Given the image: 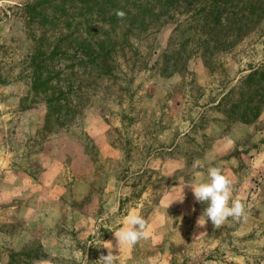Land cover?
Masks as SVG:
<instances>
[{
  "label": "rangeland",
  "instance_id": "rangeland-1",
  "mask_svg": "<svg viewBox=\"0 0 264 264\" xmlns=\"http://www.w3.org/2000/svg\"><path fill=\"white\" fill-rule=\"evenodd\" d=\"M33 1L0 0V264H100L104 241L115 264H264V0H144L130 28L104 0L60 41ZM210 167L246 219L197 226L187 185L169 205ZM133 211L148 236L118 247Z\"/></svg>",
  "mask_w": 264,
  "mask_h": 264
},
{
  "label": "clouds",
  "instance_id": "clouds-1",
  "mask_svg": "<svg viewBox=\"0 0 264 264\" xmlns=\"http://www.w3.org/2000/svg\"><path fill=\"white\" fill-rule=\"evenodd\" d=\"M115 14L121 19L126 15L123 10L119 9L116 10ZM200 166H202L201 161H194V168ZM185 185L190 187L197 202L207 204L203 214L197 220V226H204L210 220L214 227L218 228L229 217L236 220L247 218L243 200L240 197L233 198L232 181L221 168L210 167L206 180L198 179L194 183H185L181 188V196L172 199L169 205L176 200L183 201ZM193 211H195V208H193ZM146 228V220L139 213L130 212L123 220L119 230L114 232V236L118 240V247L120 244L135 245L139 240L147 238ZM101 245L108 249V254L101 255L98 260L100 264H115L116 255L112 252L113 245L111 241H104ZM87 260L86 258L84 264H87Z\"/></svg>",
  "mask_w": 264,
  "mask_h": 264
},
{
  "label": "trees",
  "instance_id": "trees-1",
  "mask_svg": "<svg viewBox=\"0 0 264 264\" xmlns=\"http://www.w3.org/2000/svg\"><path fill=\"white\" fill-rule=\"evenodd\" d=\"M112 7H115V12L120 7L128 9L125 12L124 18H118L114 13L108 19L109 22L113 24H125L127 26L132 27L134 22L138 18H140L141 14L143 13L142 6L146 5L144 0H107ZM137 1H139L137 3ZM104 0H34L33 2H28L25 4V8L29 12V17L31 21H37V23L41 26H50L53 29H62L66 32H61L60 36L58 37L57 41L63 39V37L69 38V31L72 28L74 21L77 20L76 18L87 16L88 14L93 16V11L99 5H103ZM97 5V6H96ZM135 7L131 9L129 7ZM80 23L85 25L87 22L81 21ZM143 21L144 18L142 19ZM88 21V20H86ZM43 38H48L43 36ZM42 37L40 39H43ZM61 49L60 44H56L50 55L46 56L45 52L39 51L35 54V68H36V75L34 79V87H40L42 85H47L48 81H50L51 77L43 78V74L45 70L49 69L50 61L52 56L54 57L57 52ZM55 98L51 101L54 102ZM53 108V106H50ZM55 110H52L54 112ZM28 252H17L13 253L11 256V263L17 262V258H22V256L27 257Z\"/></svg>",
  "mask_w": 264,
  "mask_h": 264
}]
</instances>
